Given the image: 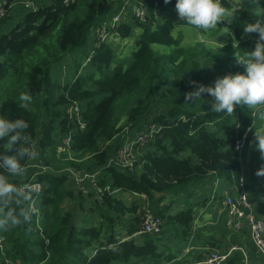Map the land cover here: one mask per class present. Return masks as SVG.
Listing matches in <instances>:
<instances>
[{
	"label": "trees",
	"instance_id": "16d2710c",
	"mask_svg": "<svg viewBox=\"0 0 264 264\" xmlns=\"http://www.w3.org/2000/svg\"><path fill=\"white\" fill-rule=\"evenodd\" d=\"M121 1L35 0L37 9L21 13L13 25H9L12 17L0 20V117L26 120L29 128L24 135L30 148L38 153L34 159L22 161L25 175L15 177L14 182L18 186L34 180L41 183L42 193L36 194L34 205L48 219L39 226L30 201L13 196L12 202L0 203V214L32 213L27 221L9 231H0V264L169 260L170 250L162 243L164 229L176 233L181 230L185 235L193 219L191 204L186 202L173 211L169 194L188 190L210 174L240 186L241 154L234 146L242 134L246 143L250 141L253 115L243 105H234L232 114L217 113L206 94L185 99V94L193 90V80L182 83L181 73L188 63L194 71L198 65L194 56L199 51L179 44L171 32V19L153 23L155 20L149 17L147 24H141L140 38L135 41L127 65L115 61L114 52L105 41L89 60L92 48L81 52V61L80 55L68 59L69 63L75 62L71 81L52 79L51 70L83 45L90 30L95 32L98 23ZM153 1L160 4L161 10L164 5L175 4V0H138L149 5ZM222 3L228 5L226 0ZM257 5L258 14L264 13V0L258 4L253 0L242 2L238 14L232 17L234 34L224 32L218 36L223 46L213 56L215 60L227 53L233 38L235 48L244 53L254 47L241 35L245 18L254 17ZM181 23L188 25L182 20ZM117 31L126 37L130 28L121 25ZM154 44L173 49L161 52L153 48ZM84 66L91 72L80 71ZM72 101L80 106L85 122L82 129L67 116ZM148 124L158 125L159 130L141 148L134 171L109 163L123 137ZM209 125L214 129L210 130ZM221 131L229 136H220ZM68 134L69 153L58 148L62 137ZM4 143L0 141V152L6 147ZM76 172L96 174L95 185L87 186L88 190L74 187ZM90 189L95 192L90 211L98 212L99 218L91 224L85 219L74 224L72 212L63 202L73 199L82 207L86 193L91 196ZM129 195L134 199L127 200ZM140 195L144 196L143 202ZM165 198L169 202L162 204ZM149 204V209L162 220L161 231L132 237L139 228L141 213L148 208L144 206ZM125 215L131 218L120 233L115 226ZM228 257V264L241 263L237 250Z\"/></svg>",
	"mask_w": 264,
	"mask_h": 264
},
{
	"label": "crops",
	"instance_id": "0c3cea01",
	"mask_svg": "<svg viewBox=\"0 0 264 264\" xmlns=\"http://www.w3.org/2000/svg\"><path fill=\"white\" fill-rule=\"evenodd\" d=\"M137 3L138 0H122L117 8L108 15L117 13L121 7L125 9V13L131 14V10H134ZM170 5L173 6L170 18L175 22V26L178 28L179 32L181 29V27H179L181 26L179 23L180 18L177 16L174 4ZM162 11H165V8H163ZM155 17H157V15ZM252 21L253 20H250L249 22ZM112 32L113 31H111L110 34H112ZM204 33L205 31L203 30L189 27L186 28V30L183 29V32L177 35L182 45L199 51L207 50L206 54L204 52V55H202V53L199 54V52L194 57V60L198 62L194 71L190 69L191 63L186 65L180 77L182 83L193 80L197 83L212 85L217 77L223 76L227 73L244 71L243 64L238 63L237 58H243L246 53L238 49L239 52H237L236 48H231L221 57L220 60L217 61L213 56L217 54L218 51L215 52L217 49L214 51L211 50L213 46H206L207 44L203 42ZM182 36H184L183 40ZM197 36H200L201 38L196 40ZM213 65H216L214 69ZM57 73L61 76L60 69ZM55 79L60 81L61 78L58 79V77L55 76ZM249 110L253 115L252 126L254 130L264 128V115H262V113H264V107L249 108ZM208 128L213 130L214 126L209 125ZM219 135L222 137L229 136L225 131H221ZM255 144L256 141L253 132L250 141L246 143L241 156L239 157L241 165L240 177L242 178V183L239 187L225 183L222 179L210 174L198 184L189 187L188 190L180 191L178 194H169V198L172 200L171 209L173 211H175L176 208H180L178 207L180 204H185L186 202L190 203L193 209V219L190 221L185 235L181 233V230L178 233L174 230L167 231L164 229L163 231L162 243L166 245L165 248L168 246L170 250L171 258L169 260L147 262L139 258H132L125 262L113 260L110 264H201V261L206 258L209 251L218 250L221 253H224L230 250V247L233 245L240 246L245 252L248 260H258L259 255L251 244L247 225L240 222L239 229L235 226L229 225V223H227L229 218L228 211L221 204V200L227 195L234 196L238 191L243 190L252 205L254 215L264 221V175H256V170L264 165V159L261 158L260 152L255 147ZM142 152L143 150L140 149L137 158ZM123 196H125V194H123ZM169 198L163 199L162 204L168 203ZM126 199L128 200V197H126ZM140 200L143 202L144 196L140 195ZM150 206L151 204L144 207L150 208ZM36 215L38 217V214ZM124 230V228L120 229V231L123 232ZM131 236L136 237L137 233H134ZM139 240L140 239H135V242H138ZM233 251L234 250H232L228 256H230ZM237 251L241 254V251ZM242 260L243 256L241 254V262ZM225 264H228L227 261Z\"/></svg>",
	"mask_w": 264,
	"mask_h": 264
},
{
	"label": "clouds",
	"instance_id": "9594fccd",
	"mask_svg": "<svg viewBox=\"0 0 264 264\" xmlns=\"http://www.w3.org/2000/svg\"><path fill=\"white\" fill-rule=\"evenodd\" d=\"M169 0H164L168 3ZM254 3L259 0H253ZM177 16L194 29L207 31L218 22H232L233 12L226 10L222 0H175ZM256 19L243 24V33H256L255 45L243 58H237L244 66L243 72L227 73L217 77L212 85L190 81L193 90L185 94V99L198 98L202 94L211 97V108L217 112L232 114L235 106L249 108L264 107V13L255 14ZM21 99L26 100V96ZM264 115V113H262ZM29 128L22 118L0 117V141L6 145L0 152V203L12 202L11 197L22 201L32 200L31 190L18 186L14 178L25 175L22 161L34 159L38 153L30 148L24 133ZM255 147L264 159V128L254 130ZM256 175H264V165L256 170ZM31 212L8 211L0 214V231H9L21 222L27 221Z\"/></svg>",
	"mask_w": 264,
	"mask_h": 264
},
{
	"label": "built area",
	"instance_id": "2783aa9c",
	"mask_svg": "<svg viewBox=\"0 0 264 264\" xmlns=\"http://www.w3.org/2000/svg\"><path fill=\"white\" fill-rule=\"evenodd\" d=\"M67 1V0H65ZM73 1V0H71ZM148 8L151 10L148 11ZM35 10L37 9V3L35 0H0V20L5 16L12 17L14 21L20 16L21 13L27 10ZM160 9V4L156 1H153L149 4L145 3H137V6L132 11V14L139 17H145L147 13L157 14ZM124 12L123 7L117 13H113L111 15L103 18L98 26L95 28L94 39L92 44V49L90 51L87 60L94 53V50L100 46L105 40H108V37L111 32L112 26L117 24L120 14ZM10 21V20H9ZM243 39L248 40L250 43L255 45V41L258 36L256 33H248L241 35ZM106 40V41H107ZM67 116L78 123L80 129L84 127L85 122L82 119L80 106L77 102L72 101L67 110ZM239 123V122H238ZM248 129V127H247ZM159 130V126L155 124H148L142 130H139L134 135H126V139L121 144V146L117 150V154L115 156L116 165L118 167L124 168L129 172L134 171L135 162L138 158H135L133 154V150H140L143 146H146L149 142V139L153 137V134ZM71 133V132H70ZM61 148L60 150H64L67 153L70 151L71 147V137L68 134L65 137H62L60 141ZM246 145L245 134H242L240 138L235 141V150H237L238 154H241L244 147ZM138 154V152H137ZM112 157L109 160V163L112 164ZM95 175L96 174H80L79 172L75 174V180L78 185L82 183L84 180H89L91 184L95 185ZM239 183H242V178L240 177ZM20 187L30 189L32 200L30 201V210L34 207V201L36 194L42 193V185L37 181H27L22 184ZM80 188V187H79ZM85 190V189H84ZM222 206L227 209L229 218L227 223L231 226L239 227L240 222H243L247 225L250 240L252 246L256 249L259 259L256 261H251L246 258L245 252L240 246H231L230 250L227 252L221 253L218 250H211L208 252L206 258L201 261V264H225L226 259L232 250H239L243 256V260L241 264H264V221L260 218H257L254 215V211L252 209V205L247 198V195L243 190L238 191L234 196L227 195L225 198L221 200ZM162 229V220L159 216L155 215L149 208H146L141 215V220L139 223V228L136 233H149V234H158Z\"/></svg>",
	"mask_w": 264,
	"mask_h": 264
},
{
	"label": "rangeland",
	"instance_id": "374dc122",
	"mask_svg": "<svg viewBox=\"0 0 264 264\" xmlns=\"http://www.w3.org/2000/svg\"><path fill=\"white\" fill-rule=\"evenodd\" d=\"M226 1H227L228 5L226 6V5L223 4L225 6L226 10L232 11L233 9H236L233 12V14H238L240 8L242 7L241 6L242 2L244 3L245 0H226ZM257 6L254 9V13L255 14H258V11H259V9H258L259 5H257ZM162 8H165V11L161 10V12H160V9H161L160 8L158 10L157 14L147 13L145 15V17H139V16L133 15L132 14L133 10H131V14L125 13V9H124V12H122L120 14V16H119L117 24L112 26V30H111V31H113L112 34L109 35L108 40L106 39L107 42L109 43V45L111 46L113 52H114L115 61L116 62L122 61L124 63V65H127L128 63H130V61L132 59V50L134 49L135 41L140 38V34H141V31H142L141 24H147L148 21H149L148 20L149 17H153V19L155 20V21H153V23L160 22L162 20V18H163V20L164 19H171L170 18V13L173 11V6L172 5H164ZM150 10L151 9L148 8V11H150ZM156 15H157V17H155ZM254 17H255V15H254ZM255 19L256 18H251V19L247 20L245 18L246 22H249L250 20L254 21ZM13 23H14V20L10 19L9 25L11 26V25H13ZM179 23L181 24V26H179V27H181L179 32H178V28L175 26V22H172L173 27H172V30H171L173 36L176 37L178 40H179V37L177 35L182 33L183 29L186 30V28L192 27V26H188V25L182 24L181 23V19H180ZM231 24H232V22L229 24L226 21H221V22H218L216 27L205 31V33L203 35V42H205L207 44L206 46L207 47L213 46L211 48V50L214 51V50L217 49L215 52L219 51L220 48L223 45H222V42L218 39V36H219V34L224 33V32H229L231 35L234 34L235 30L233 29ZM9 25H6V29H8ZM121 25L129 26V28H130L129 32L130 33H129L128 36L122 37L118 33L117 28L120 27ZM93 34H94V30L91 29L90 32L88 33V37H87L85 43L83 45L77 47L70 55L64 57L63 60L61 62H59L58 65L55 68H53L51 70L52 79L56 80L55 79V76H56V77H58V79L61 78L60 81L63 83V82H66V81H71L74 78L75 75H74L73 67L75 65V62H73V60H72L69 63L68 59L70 57H75V56L78 57L80 55L81 57H80L79 61H81V59H82V53L81 52H83L85 48H88L89 50L92 48ZM111 35H113V36H111ZM199 38H201V37L197 36L196 40H198ZM183 39H184V36H182V40ZM179 44L181 46H185V45H182L180 43V41H179ZM228 44L231 45V48H235V40H234V38ZM186 45H188V44H186ZM185 47H188V46H185ZM153 48L155 50H158V51H161V52L170 51V50L173 49L172 46H165V45H161V44H154ZM190 49H192V48H190ZM192 50H195V49H192ZM197 51H199V50H197ZM199 52H200L199 54L202 53V55H204L203 53L205 52V54H206L207 50H200ZM237 52H239V51L237 50ZM84 67L80 68V71H84V74H88L89 72H91V69L89 67H85V68ZM215 67H216V65H213V69ZM59 69H60L61 76H59L58 73H57V71ZM138 131L139 130L133 131L131 133H128V135L132 136L135 133H137ZM125 139H126V136L123 137V142H124ZM58 148H61V145H59ZM137 152H139V150H136V149L133 150V154L135 155V158H137ZM116 154H117V151L112 156V160H113L112 164L116 163V159H115ZM75 174L76 173H74V182H73L74 183V187L78 188L79 190H84V189L88 190L89 187L93 186L87 180L82 181V183L80 185H78L77 181L75 180ZM87 186H89V187H87ZM90 191H92V192H90V195H91L90 197H88V195H87L88 192L86 193V196L83 195V196H85L84 197L85 201L83 202L82 207H80L77 204V201L75 202L73 199H66L63 202V206L67 210L72 212V215H73L72 216V221L74 222V224H79L84 219L88 223L91 224L94 220H97L99 218L98 212H93V211L91 212L90 211V209L93 206V197H92V195H94V193H95L93 191V189H90ZM129 198H133L134 199V196L133 195L132 196L129 195L128 196V200H130ZM182 205L183 204H180L178 207H181ZM32 210H33V212L38 214V219H39V220H37L38 225L39 226H43L48 220L47 217H45V213H43L39 207H35V206L32 207ZM129 218H131V215H125L124 217L119 219L120 223L117 226H115V228L117 229L118 232L123 233V231H120V229L121 228H126L125 222H127L126 220H128ZM136 237H139V236H136ZM122 262H125V261H122Z\"/></svg>",
	"mask_w": 264,
	"mask_h": 264
},
{
	"label": "water",
	"instance_id": "95a60500",
	"mask_svg": "<svg viewBox=\"0 0 264 264\" xmlns=\"http://www.w3.org/2000/svg\"><path fill=\"white\" fill-rule=\"evenodd\" d=\"M98 198V197H97Z\"/></svg>",
	"mask_w": 264,
	"mask_h": 264
}]
</instances>
